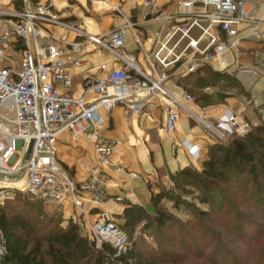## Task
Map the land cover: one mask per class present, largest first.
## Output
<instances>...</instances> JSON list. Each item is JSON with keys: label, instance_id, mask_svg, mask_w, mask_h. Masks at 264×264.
I'll return each mask as SVG.
<instances>
[{"label": "built area", "instance_id": "1", "mask_svg": "<svg viewBox=\"0 0 264 264\" xmlns=\"http://www.w3.org/2000/svg\"><path fill=\"white\" fill-rule=\"evenodd\" d=\"M96 1L100 0H91ZM144 5L149 10L137 20L128 21V26L159 21L173 32L166 36L157 33L155 50L147 55L151 73L143 70L130 52L126 26L105 35H92L64 20L51 3L41 0H24L22 9L0 12L8 17L6 25L0 27V57L5 60L0 66V179L5 185L0 188V201L9 197L14 188L35 195L55 209L66 203L80 207L85 195L95 203L109 200L105 169L111 164L116 143L103 136L101 125L102 113H109L116 106L140 115L146 112L152 97L161 95L165 98V133L177 130L180 114L185 112L213 144L251 131L252 122L244 113L229 108L221 115L209 113L182 85L174 83L165 69L174 68L177 75L185 77L206 64L253 86V81L263 76L262 71L240 60L244 43H264L263 1L177 0L171 12L155 2L145 1ZM48 26L62 27L84 39L55 37ZM193 29L208 38L204 47L200 38L191 35ZM175 32L188 38L186 48L180 54L168 51V55H163L165 39ZM44 38L54 41L42 42ZM137 42L141 44L140 39ZM88 43L108 51L122 66L103 76L85 77L84 93L77 97L70 69L83 64ZM101 69L106 70L107 65L102 64ZM260 112L264 120V111ZM62 132L86 137L94 145L97 165L83 181L76 180L57 156ZM31 144L30 157L25 159ZM180 144L191 155L201 156L202 148L189 139ZM87 232L97 246L108 242L118 254L129 246L126 234L108 215H101ZM6 254V239L0 231V260Z\"/></svg>", "mask_w": 264, "mask_h": 264}, {"label": "trees", "instance_id": "2", "mask_svg": "<svg viewBox=\"0 0 264 264\" xmlns=\"http://www.w3.org/2000/svg\"><path fill=\"white\" fill-rule=\"evenodd\" d=\"M177 83L194 95L203 107L205 104L201 103L202 100L212 97L204 89L220 83L238 87L239 96L249 99L251 96L249 91L237 83L234 76L215 71L206 64L194 73L179 77ZM196 92H201L202 97L195 96ZM229 97L234 95L220 93V101L210 106L225 103ZM250 107L253 108V105L250 104ZM245 117L252 122L247 114ZM171 180L175 187L168 193L160 192L152 196V214L139 205L125 208L123 216L127 227L133 228L143 223L146 230L161 232L178 228L182 234L186 233L194 238L197 237L196 232H199L201 242L196 239L199 243L197 250L192 253L196 258L211 264H264V122L252 124L251 131L245 136L210 145L209 159L204 162L202 171L196 170L192 165L186 166L172 174ZM189 196L193 201L188 199ZM165 199L171 201L178 211L187 209L191 217L181 220L167 207L159 206ZM196 200L205 208L198 207ZM10 204L15 207H10ZM10 204L0 205V231L4 233L7 245V254L0 260V264L153 262L144 255L137 243H132L121 254L108 242H104L98 249L97 243L83 235L80 225L73 219L64 226L63 217L61 219L44 215L40 201L32 202L19 195ZM19 207L22 208L21 211L18 210ZM211 222L214 226L209 224ZM217 228L235 234L246 248L239 250L227 247L222 238L224 233L217 231ZM182 238L184 243L183 235ZM185 245L190 247L186 242ZM162 254L175 257L169 251H163ZM96 256L98 259H95ZM155 256L160 264L176 262L173 258L164 259L158 254Z\"/></svg>", "mask_w": 264, "mask_h": 264}, {"label": "crops", "instance_id": "3", "mask_svg": "<svg viewBox=\"0 0 264 264\" xmlns=\"http://www.w3.org/2000/svg\"><path fill=\"white\" fill-rule=\"evenodd\" d=\"M16 1L19 0H0V12L7 13L16 10L14 4ZM41 1L51 3L61 13L64 20L79 25L92 35H105L114 28L126 26L128 48L139 66L147 73L152 72L147 55L155 50L157 33L161 32L163 36H166L173 32L169 25L164 28L163 22L159 21L143 22L137 27L128 26L127 23L137 20L143 12L149 10L148 6H144L145 1L155 2L167 12L173 11L177 3V0ZM262 15H264V10ZM7 18L4 14L0 15V27L6 25ZM47 29L51 30L55 37L69 41L84 39L59 26H48ZM200 34L197 29L191 31V35L200 38L201 47H204L208 43V38ZM167 38L163 55H168V51L173 55L180 54L188 44V38L180 32H175L171 38ZM138 39L141 40V44L137 42ZM52 41L54 38L42 39V42ZM85 50L83 64L70 69L73 91L77 97L84 93L82 82L85 77L103 76L108 70L122 66V63L117 61L112 54L94 44L88 43ZM172 54L169 57H173ZM4 61V58L0 57V66ZM240 61L244 65L263 64L264 67V43L252 40L244 43ZM102 64L107 65L106 70L101 69ZM165 70L170 71L169 68ZM261 71L263 76L253 84L256 92L254 108L260 119H262L260 110L264 111V69ZM169 85L172 86V84ZM226 108L242 113L245 110L244 104L238 98L230 97L225 103L210 106L208 111L221 115L227 110ZM102 116L103 136L116 143L111 156V164L105 169L106 187L110 199L103 203H95L88 195H85L82 206L77 207L66 203L60 208L64 212L66 221L73 219L78 222L83 235H86L88 228L101 215H121L130 205L150 206L153 193L158 192L157 185L167 183L172 174L186 166L202 165L203 160L201 161L200 157L191 155L185 147L181 146L180 142L183 139L187 138L193 144L200 146L201 153L206 150L205 145L207 144L202 129L185 112H181L179 125L175 132L168 134L162 130L166 113L165 98L161 95L152 97L146 112L140 115H133L125 107L116 106L109 113L103 112ZM57 156L71 169L78 181L85 180L97 165V154L93 143L86 137H73L68 132H62L59 135ZM4 186L0 179V188ZM46 206L50 210L55 209L52 204H46Z\"/></svg>", "mask_w": 264, "mask_h": 264}, {"label": "rangeland", "instance_id": "4", "mask_svg": "<svg viewBox=\"0 0 264 264\" xmlns=\"http://www.w3.org/2000/svg\"><path fill=\"white\" fill-rule=\"evenodd\" d=\"M23 1L24 0H19V3H17L18 1H16L14 3L16 9H19V10L22 9ZM262 1H263V6H262V11H263L264 10V0H262ZM149 4H151V3H149ZM256 66L260 70L264 69L263 64H260V65L256 64ZM261 67H263V68H261ZM174 70L175 69H173L171 71V69H170L169 74H170L173 82L176 83L179 80L180 76L177 75ZM235 79L237 80L238 84L243 86L247 91H249L251 93L250 99L246 96H239L240 89H238V87H236V86H225L224 83H222V84L220 83L214 87H207L204 89V92L212 95V97L209 100H202L203 102H201V103H203V105L205 104L204 107L210 108L211 104H216L217 101H220L219 100L220 93L225 92L227 94H232V95H234V97L238 98V100H240L244 104V106H245L244 114H247L248 116H250V119L252 120L253 125H258V124L264 122L263 119H260L257 111L254 108V104H255V100H256V98H255L256 92L254 91L253 86H251L247 80L239 79L237 77H235ZM255 82L253 81V84ZM259 86H262V85L259 84ZM219 91H221V92H219ZM257 91H258V88H257ZM196 95H197V97H200L201 92H196L195 96ZM224 102H227V100H225ZM250 104L253 105V108L250 107ZM204 138L207 141V144L205 145L206 150L203 151L201 153V156H200V159H201V161L203 160V163H202V165H198L197 167L192 165L198 171L203 170L204 162L209 159V146L215 144V143L213 144L212 142H210L209 139L206 138V136H204ZM157 186H158V192L156 194L153 193V195H157L160 192L168 193L172 187H175V184L170 178V180L167 183H165V184L161 183ZM19 195H21V198H23V199L26 198L27 200H30L32 202L40 201L43 205L44 215H47L49 217H59L61 219L63 217L62 225H64V226L68 225V221L65 220L64 212L61 209L56 208V209L50 210L46 206V204H44L43 201H41L35 195H33L29 192H26V191H21L17 188L12 189L9 197L5 198L4 200H1L0 205H7V204L9 205ZM188 199L193 201L191 196H189ZM195 202H196L198 207L205 208V206L203 204H201L199 201L196 200ZM13 206H14V204H10V207H13ZM159 206L167 207L168 209H170L173 213H175L177 215L176 217L180 218L181 220H186L187 218L191 217V214H190V212H188L187 209H185L183 211H178L173 207V203L167 199L160 202ZM145 208L148 210L149 213L151 212V214H152L153 208H151V206H146ZM21 209L22 208H20V207L18 208L19 211H21ZM248 210H249V208H248ZM109 217H110L111 221H113L126 234L129 246L132 243H137L139 248L144 252V255L146 257H149L153 261L152 264H160L158 261H156L157 256H155V255H157V254L159 257L162 256L164 259H172V258L174 260L176 259L175 263L171 262V263H167V264H211L209 261L196 258L192 254L193 251L197 250V245L199 243L198 241H196V239L201 242V238L199 237V234H200L199 232H196L197 237L194 238L192 236L186 235V233L182 234L178 228H176L174 230L169 229L167 232H161V231H158L155 229L149 231V230H146L144 228L143 223L138 224L137 226H135L133 228L127 227L125 225L126 219L123 216V214L116 215V216L115 215L109 216ZM74 222H76V221H74ZM209 224H211V226H214L213 222H211ZM216 230L224 233L222 238L225 240L226 246L228 245L227 247H230L231 249H239V250L240 249L244 250L246 248V246L238 240V238L235 234H232L230 232H226L227 230H223V229L217 228ZM253 230L254 229H252V231ZM80 231H81V229H80ZM87 233H86V237H88V239L90 241H94L93 238H90L89 236H87ZM182 235L184 236V241L190 247H187V245H185V242L182 243V239H183ZM252 235L254 237L255 233H253ZM210 238H211V236L208 237V240H210ZM44 245L47 246L46 244H44ZM262 247H264V243L262 244ZM97 248L99 249V248H101V246H99V244H98ZM163 251H169L171 254H174L175 257H172V255L171 256L163 255L162 254ZM97 257L98 256H96L95 259H98ZM183 257H184V259H183ZM188 257H190V258H188Z\"/></svg>", "mask_w": 264, "mask_h": 264}, {"label": "water", "instance_id": "5", "mask_svg": "<svg viewBox=\"0 0 264 264\" xmlns=\"http://www.w3.org/2000/svg\"><path fill=\"white\" fill-rule=\"evenodd\" d=\"M31 150H32V144H31V146H30V148H29V150H28L27 155L25 156V159H28V158L30 157Z\"/></svg>", "mask_w": 264, "mask_h": 264}]
</instances>
